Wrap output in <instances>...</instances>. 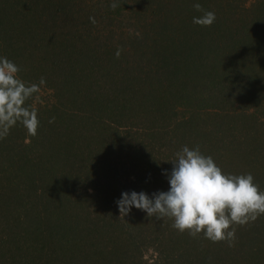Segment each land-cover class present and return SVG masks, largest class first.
<instances>
[{
  "label": "trees",
  "instance_id": "obj_1",
  "mask_svg": "<svg viewBox=\"0 0 264 264\" xmlns=\"http://www.w3.org/2000/svg\"><path fill=\"white\" fill-rule=\"evenodd\" d=\"M0 56L53 95L0 139V264H133L155 235L157 264H264V215L229 247L117 204L168 191L185 145L264 182V0H0Z\"/></svg>",
  "mask_w": 264,
  "mask_h": 264
},
{
  "label": "clouds",
  "instance_id": "obj_2",
  "mask_svg": "<svg viewBox=\"0 0 264 264\" xmlns=\"http://www.w3.org/2000/svg\"><path fill=\"white\" fill-rule=\"evenodd\" d=\"M117 3L110 7L115 9ZM193 23L211 27L216 21L214 11H208L196 2ZM92 19V18H90ZM95 23V20L92 19ZM139 35V33H137ZM120 50L116 52L119 58ZM20 67L7 57L0 56V139L6 138L17 124L26 128L29 136H36L40 121L37 110L26 102L40 92L39 85L25 83L20 77ZM54 122V118L49 123ZM173 167L165 170L170 188L168 191L147 193L123 192L117 201L120 217L130 213L132 207L143 210L147 216L172 220V227L192 237L203 234L213 243L227 241L234 246L236 227L255 222L264 215V191L254 182V176L224 173L211 156H205L200 146H183L168 160Z\"/></svg>",
  "mask_w": 264,
  "mask_h": 264
},
{
  "label": "rangeland",
  "instance_id": "obj_3",
  "mask_svg": "<svg viewBox=\"0 0 264 264\" xmlns=\"http://www.w3.org/2000/svg\"><path fill=\"white\" fill-rule=\"evenodd\" d=\"M243 2H245L246 5H250L253 1L255 0H242ZM121 17H122V22L116 21V24L120 23L119 25L115 26L118 28V30H122V26L123 25H127L129 27H132V19L129 17V19L124 15L123 10H121ZM51 100H53V95H52V89L49 87H44L41 86L40 87V92L38 94H35L32 101H31V105L33 108H35L37 111L39 109H41L42 106H44L46 103L51 102ZM260 178V177H258ZM257 184L259 185V188L264 191V188L260 185V184H264L263 181L261 182H257ZM27 206V205H25ZM26 209V207H25ZM158 234V233H157ZM149 242L147 243H143V246H141L139 248V252H141L143 254V256L140 259V256L137 257L140 260L136 261L134 260L133 264H157L161 258H160V254H158L157 249L161 248V246H167L169 245L168 239L166 238H162V237H158L156 239V235L155 236H151L149 237ZM156 247V249H155ZM154 260V261H153ZM150 261H153L152 263H149ZM126 264H131L130 262H127Z\"/></svg>",
  "mask_w": 264,
  "mask_h": 264
}]
</instances>
